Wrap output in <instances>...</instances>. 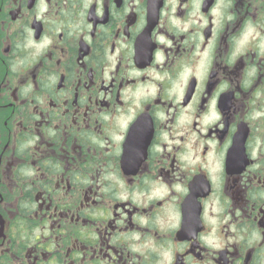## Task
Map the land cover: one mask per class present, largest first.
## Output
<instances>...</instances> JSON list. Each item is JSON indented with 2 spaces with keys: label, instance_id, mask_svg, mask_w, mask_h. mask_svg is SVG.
I'll list each match as a JSON object with an SVG mask.
<instances>
[{
  "label": "flooded vegetation",
  "instance_id": "1",
  "mask_svg": "<svg viewBox=\"0 0 264 264\" xmlns=\"http://www.w3.org/2000/svg\"><path fill=\"white\" fill-rule=\"evenodd\" d=\"M0 264H264V0H0Z\"/></svg>",
  "mask_w": 264,
  "mask_h": 264
}]
</instances>
